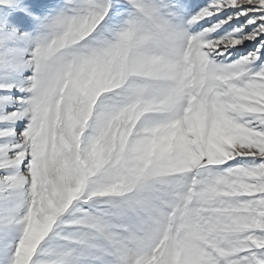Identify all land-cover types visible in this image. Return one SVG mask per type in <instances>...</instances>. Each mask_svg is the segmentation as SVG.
<instances>
[{
  "label": "rangeland",
  "instance_id": "obj_1",
  "mask_svg": "<svg viewBox=\"0 0 264 264\" xmlns=\"http://www.w3.org/2000/svg\"><path fill=\"white\" fill-rule=\"evenodd\" d=\"M15 60L0 264H264V0H0Z\"/></svg>",
  "mask_w": 264,
  "mask_h": 264
},
{
  "label": "bare ground",
  "instance_id": "obj_2",
  "mask_svg": "<svg viewBox=\"0 0 264 264\" xmlns=\"http://www.w3.org/2000/svg\"><path fill=\"white\" fill-rule=\"evenodd\" d=\"M1 1H3V0H1ZM253 11V12H252ZM251 12L252 13H256L258 10H252ZM259 20H262V19H259ZM30 36V35H29ZM29 36H27V38L29 37ZM26 37V36H25ZM26 38V39H27ZM13 39V38H12ZM15 39H17L16 37H15ZM24 39V38H23ZM29 40V39H28ZM28 43V42H27ZM28 45H30V44H28ZM11 47V46H10ZM27 47H29V46H27ZM24 51V50H23ZM10 54L8 55V58H10V57H14L15 59H16V57H17V54H16V52H15V49L14 48H12V50L9 52ZM54 53V52H53ZM54 55H55V57L57 58L58 57V53L57 54H55L54 53ZM53 55V56H54ZM51 58V57H50ZM51 60H53V59H51ZM8 65L6 66V72H5V74H3V73H0V76H2V75H4V77H5V82H0V87H3V86H6L7 84L9 85V89H12V90H14V89H16V87L18 86L17 85V82H18V73H17V69H18V64H17V62H16V60H15V62H14V64L12 63V62H10V63H7ZM28 64V63H27ZM45 65V64H44ZM59 65H60V63H59ZM20 66V65H19ZM47 65H45V67H46ZM45 67H44V71H46L47 70V68L45 69ZM57 67V66H56ZM56 67H53L52 69H51V71H50V73H49V75H47L46 73H44V74H46L45 75V77H46V79H45V77H44V79L47 81L46 82V84H45V86H44V88H43V92L44 93H41V92H39V90L38 91H36L35 90V88H34V95H33V99H35V106H37L38 105V103H39V100H40V97L42 98V96L44 97V96H46V92L47 93H49V92H51V90H52V92L54 93L55 91H56V89H60L59 87H58V84H60L59 82H60V78L63 76V70H61L62 68H57L56 69ZM135 74L137 75H139V74H141V72H140V68H139V70H136V72H135ZM124 76V75H123ZM125 77L126 76H124V77H121L120 76V78H122V81H121V83L120 82H117L116 84H115V86H121V87H119L120 88V91H130L131 90V88H129V86H128V84H126L125 82H123V80L125 79ZM119 80V79H118ZM126 80V79H125ZM104 82H102V84H103ZM114 85V84H113ZM62 87V86H61ZM114 87V86H113ZM17 89H18V87H17ZM110 89H111V85L110 84H103V86H102V90L104 91V96H108V94H109V92H110ZM122 93V92H121ZM55 94V93H54ZM55 98V97H54ZM44 101H45V99H44ZM106 103V102H105ZM53 104H54V102H53ZM9 105L10 106H12L13 105V103H9ZM55 105V104H54ZM104 106V105H103ZM108 106H110V104L108 105V104H106L103 108H108ZM20 108V107H19ZM110 108V107H109ZM55 111V110H54ZM23 134H27V132L25 133V132H23ZM104 136V135H103ZM114 138V137H113ZM108 138H106V140H107ZM109 141V140H108ZM103 142V141H102ZM102 144V143H101ZM95 145V144H94ZM99 146V145H98ZM97 146H95V147H93V151H94V154H95V156H96V160L100 163V164H102V162L103 161H105V158H106V155H108L112 150H110L111 149V147L110 146H108L107 145V142L105 141V143H104V145H103V147L102 148H99V149H97L96 148ZM100 147V146H99ZM94 148H96V149H94ZM91 150V149H90ZM147 155V154H146ZM92 156H94V155H92ZM94 159V158H93ZM134 161H135V159H133ZM98 163V164H99ZM97 166H99V165H97ZM101 167V166H100ZM99 168V167H98ZM91 173V172H90ZM109 170H106V172H104L103 173V176H104V178H103V180L104 181H106L107 182V179L109 180V178H110V176H109ZM69 175V174H68ZM68 183V182H67Z\"/></svg>",
  "mask_w": 264,
  "mask_h": 264
}]
</instances>
